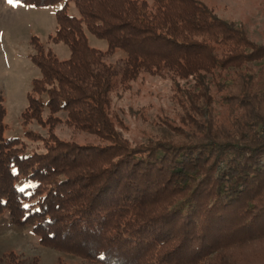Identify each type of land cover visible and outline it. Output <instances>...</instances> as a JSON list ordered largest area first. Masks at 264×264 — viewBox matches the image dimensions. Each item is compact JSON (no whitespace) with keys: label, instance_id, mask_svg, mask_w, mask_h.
<instances>
[{"label":"trees","instance_id":"trees-1","mask_svg":"<svg viewBox=\"0 0 264 264\" xmlns=\"http://www.w3.org/2000/svg\"><path fill=\"white\" fill-rule=\"evenodd\" d=\"M18 1L58 6L47 40L30 36L39 72L20 124L34 145L5 135L0 92V215L92 264H264V65H248L264 59V42L203 0ZM115 51L119 64L107 59ZM141 71L190 85L175 81L178 123L134 141L110 93ZM59 124L97 140L61 138ZM0 264L40 263L9 251Z\"/></svg>","mask_w":264,"mask_h":264},{"label":"rangeland","instance_id":"rangeland-1","mask_svg":"<svg viewBox=\"0 0 264 264\" xmlns=\"http://www.w3.org/2000/svg\"><path fill=\"white\" fill-rule=\"evenodd\" d=\"M150 1V0H148ZM212 6L216 12L226 19L236 20L244 26L248 35L258 42H264V0H203ZM58 5L32 6L18 1L10 4L8 0H0V92L4 96L7 123L5 135H19L23 141L34 145L36 141L24 136L21 126L20 111L25 106L26 93L29 90L32 77L38 75V69L29 58L31 48L30 36L37 35L46 41L55 29V9ZM70 14L79 15L75 4L70 1L67 6ZM91 45L104 49L106 41L86 32ZM48 46L60 58L67 57L69 47L62 41L48 42ZM119 51L107 55L108 60L118 59ZM257 70L264 65V59L248 63ZM175 81L179 86L190 85V79H172L169 73L162 75L141 71L138 77L127 87L116 84L110 93L111 116L117 121L118 128L124 135L134 141L158 134L166 129L165 123L177 124L175 104ZM215 111L222 119L225 108L215 94ZM28 128L43 133L36 122H29ZM59 137L72 138L80 141H96L91 134H85L73 127L59 124L56 126ZM33 132L34 134H36ZM158 132V133H157ZM44 134V133H43ZM23 184V183H22ZM20 185V184H19ZM9 251H15L24 256H36L40 264H92V262L77 255L56 250L42 244L38 234L29 226L16 225L11 222L8 213L0 215V259Z\"/></svg>","mask_w":264,"mask_h":264},{"label":"snow or ice","instance_id":"snow-or-ice-1","mask_svg":"<svg viewBox=\"0 0 264 264\" xmlns=\"http://www.w3.org/2000/svg\"><path fill=\"white\" fill-rule=\"evenodd\" d=\"M8 2L10 3V4H16V3H18V0H8Z\"/></svg>","mask_w":264,"mask_h":264}]
</instances>
